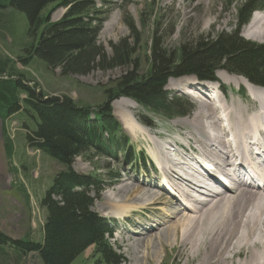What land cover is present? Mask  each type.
I'll use <instances>...</instances> for the list:
<instances>
[{"label":"rangeland","instance_id":"374dc122","mask_svg":"<svg viewBox=\"0 0 264 264\" xmlns=\"http://www.w3.org/2000/svg\"><path fill=\"white\" fill-rule=\"evenodd\" d=\"M95 1L97 8L101 6H103V9L105 8L100 0ZM116 1L117 3H114L108 9V12L104 9V14L99 16L103 21L98 30V44L105 48L107 55L112 56L113 45L128 40L129 46L133 49L132 56L134 58H131L132 63L122 64L106 70L96 66L92 67L89 72L74 73L68 76L61 74L60 67L54 70L47 68L36 57L30 58L31 61L28 59L27 64L20 60L22 59L20 57L30 55L23 49L32 42V38L27 35L26 17L14 7L9 5L0 6V60L6 61L5 72L0 75V81L8 77L21 78V81L28 83L29 86H36L37 90L40 87L46 94L66 95L82 106L89 105L91 111H98L99 105L111 98L106 96L105 89L113 86V83L120 77L132 70L137 71V75L142 77L149 74L150 49L147 44L151 39L150 31L154 27L153 19L155 18L154 15L149 16V14L151 13V3H154V1L163 8L161 12L157 13L158 25L164 23V26L169 25L171 29H174V34L171 33L166 38L168 48L175 49L184 38L191 40L201 35L208 36L209 34L233 33L235 31H239L240 35L246 40L264 44V41L247 38L246 36L254 16L258 14L264 18L262 11L253 12L254 14L248 23L238 28V10L246 0ZM226 1H232V6H227ZM0 3L3 4L4 1L0 0ZM51 8L52 5L46 9V12ZM68 9L65 6L56 7L50 14L51 21H60L67 15ZM143 12L147 14L141 18ZM130 20L139 32L134 33ZM222 74L233 77L235 80L244 77L229 74L225 71L218 72L219 80L222 82L221 85L224 84L228 88V94L227 92L226 94L223 93L222 96L217 94L221 102H227L233 98L242 100L245 104L252 101L253 94L244 84L240 85L235 82L228 84L221 79L220 75ZM180 79L190 80V82L193 81L197 84L196 79L193 80L190 77L173 78L171 80ZM248 82L250 81L248 80ZM250 83L257 87L256 84ZM210 84L206 83L205 85ZM184 87L185 85L179 87V89L166 88V91L169 92L170 98L180 97L183 95L182 89ZM243 88L246 93L237 91L238 89L243 90ZM21 91L18 92L20 97L24 96ZM207 95L209 94L207 93ZM128 98L114 96L112 99L113 113L119 120L122 131L117 134V137L110 138L109 144L113 145V140H118L122 135H126L129 139V151L116 147L118 150H113L109 155H101L93 150L89 154L76 157L72 166L78 173L95 175L108 182L114 177L110 185L104 187L100 195L95 197L92 211L98 216L108 218L116 228L117 232L110 238V242L112 249L121 255L120 264H193L188 258V252L179 246L172 248L165 243L163 249L160 246L157 250L154 247L146 249L142 246L145 242L134 240L137 234L135 230L144 231L143 237L147 239H151V236L154 238L157 232L153 230L146 233L147 227L154 223L155 220L153 219L162 222V219L166 217V210L159 209L160 212H157L155 209L157 204H147L146 198L141 199L140 194H132L130 190L132 186L156 191L159 189L167 190L166 186L161 187L159 184L160 179H156V174L153 175V178L149 176V174H153V169H156L151 159H159L157 154L162 156H168L169 153L177 154L176 151L173 152V148L170 149L174 146V143L185 147L183 150L180 149L183 152L181 154L184 156V161H188L187 153L190 150L198 155L195 141L200 137L191 130L193 129L191 126L185 125L183 120L190 118L196 112L200 103L194 97L188 96L187 99L191 109L187 112L190 114L180 117L173 115L175 116L173 118L150 111L138 103L137 108H131L128 112L134 114L137 121L143 126L141 129L146 131L132 135L125 129L124 124L117 116V114L123 115L124 110L115 107L119 101ZM20 117L19 114H14L4 118V115L0 113V228L3 233L13 239H29L34 242H41L44 239L47 210L40 205V202L53 185L56 175L66 167L42 151L31 148L26 143L25 134L27 130L22 125ZM91 117H95L94 113ZM190 132L194 133V136L190 135L193 138L191 143L184 141L185 139L190 140L187 135ZM205 138L206 136L202 135L201 139ZM170 143L172 146H170ZM164 146H168L170 150L168 151ZM133 151L138 154L137 160L133 157ZM127 152L129 156H126ZM154 154L156 155L154 156ZM143 156L145 159L150 160L146 167L140 161L136 163ZM130 161H134L133 167L128 165ZM156 165L158 166V163ZM179 166L186 165L179 164ZM158 168L160 167L158 166ZM168 177L171 178L170 175ZM125 185L126 188L119 193V188L125 187ZM171 192L173 193L172 190ZM106 194L109 199L115 198L116 203L125 211L124 216L113 215L114 209L108 208L109 199H107ZM162 196L163 199L173 197L166 192ZM176 208L177 206L174 203L168 211L171 212ZM138 226L140 229H138ZM94 249V247H90L83 256L77 258L72 264H93L92 254ZM0 264L44 263L38 252L22 254L8 245L0 246Z\"/></svg>","mask_w":264,"mask_h":264},{"label":"trees","instance_id":"16d2710c","mask_svg":"<svg viewBox=\"0 0 264 264\" xmlns=\"http://www.w3.org/2000/svg\"><path fill=\"white\" fill-rule=\"evenodd\" d=\"M3 1L1 7L9 5L26 17L27 35L32 42L23 49L30 55L20 57L24 64L36 57L47 68L60 67L61 74L68 76L89 72L96 66L106 70L132 63L133 49L128 40L113 45L112 56L98 44V30L103 21L99 16L104 14V9L108 12L109 0H100L104 9L103 6L97 8L95 0ZM226 4L231 7L232 1ZM50 5L52 8L46 12ZM58 6L68 7V13L53 22L50 14ZM260 8H264V0H246L238 10V28L248 23L253 12ZM162 9L157 3H151L149 16L155 18L147 44L149 74L142 77L132 70L120 77L105 89L106 96L111 98L100 104L96 112L66 95L46 94L40 87L37 90L21 78L8 77L0 81V113L4 118L19 114L27 130L26 143L66 167L56 175L40 202L47 210L44 239L41 242L16 240L0 228V246H12L22 254L38 252L44 264H72L93 246V264L120 263L121 256L109 241L112 228L105 218L92 211L95 197L114 177L108 182L95 175L78 173L72 166L76 157L93 150L101 155H109L118 150L116 147L129 151L126 135L109 144L110 138L122 131L112 109L114 96L129 97L150 111L173 117L185 115L191 107L186 97H169L165 87L172 77L194 75L201 81H214L218 72L225 70L264 86V44L246 40L235 31L201 35L191 40L184 38L175 49L168 48L166 38L174 34V29L164 23L158 25L157 13ZM145 14L143 12L141 18ZM129 22L134 33L139 32L134 23ZM5 66L6 61L0 60V75L5 72ZM19 90L24 96L20 97Z\"/></svg>","mask_w":264,"mask_h":264},{"label":"bare ground","instance_id":"6f19581e","mask_svg":"<svg viewBox=\"0 0 264 264\" xmlns=\"http://www.w3.org/2000/svg\"><path fill=\"white\" fill-rule=\"evenodd\" d=\"M246 36L264 41V18L256 14ZM220 77L228 84H244L253 94L252 101L245 104L233 98L221 102L218 92V97L212 98L207 95L209 91L203 94L196 89L194 98L200 104L196 112L183 122L200 137L195 141L198 155L190 150L188 161H176L169 168L163 167L164 159H157L162 172L172 178H169L170 182L164 180L161 187L170 184L174 194L181 192L183 196L163 199L165 189L156 191L132 186L131 193L146 198L147 204H157V212L166 210L162 222L153 219L154 223L147 227L146 233L155 230L159 235L156 233L154 238L147 239L143 237L144 231L135 230L134 240L145 242L142 246L146 249L154 247L157 250L158 246L163 249L165 243L172 248L179 246L188 252L193 264H264V157L252 154L256 148L262 149L264 154V91L245 77L236 80L224 74ZM191 83L186 79L171 80L166 88L179 89L183 85L186 88ZM192 92L188 89L185 94L191 95ZM115 107L124 110L123 115L117 116L130 134L146 131L141 129L143 126L134 114L128 112L137 108L138 102L128 98L119 101ZM194 133L187 134L190 140L184 141L191 143L193 138L190 135L194 136ZM202 135L206 138L201 139ZM241 159L255 162L249 171L259 176L262 187L241 170L245 168L239 162ZM207 160L214 163L213 170L205 167ZM225 171L228 180L218 175ZM125 188L126 185L120 187L119 193ZM106 197L109 199L107 194ZM174 203L177 208L168 211ZM107 205L114 209L113 215L126 214L115 198L109 199Z\"/></svg>","mask_w":264,"mask_h":264}]
</instances>
